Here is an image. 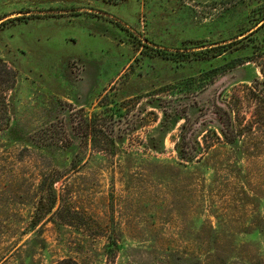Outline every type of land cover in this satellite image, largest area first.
<instances>
[{"label": "rangeland", "instance_id": "rangeland-1", "mask_svg": "<svg viewBox=\"0 0 264 264\" xmlns=\"http://www.w3.org/2000/svg\"><path fill=\"white\" fill-rule=\"evenodd\" d=\"M1 18L0 264H264V0Z\"/></svg>", "mask_w": 264, "mask_h": 264}, {"label": "trees", "instance_id": "trees-1", "mask_svg": "<svg viewBox=\"0 0 264 264\" xmlns=\"http://www.w3.org/2000/svg\"><path fill=\"white\" fill-rule=\"evenodd\" d=\"M3 19H4V18H1L0 21L3 20ZM263 20H264V19H263ZM263 20H262V21H263ZM262 21H261V22H262ZM261 22H259V23H261ZM2 23H3V22H2ZM2 23H0V25H3ZM259 23H258V24H259ZM263 23H264V22H263ZM263 23H262V24H263ZM262 24H261V25H262ZM256 29H258V28H256ZM245 33H246V32H244V33L238 35L236 38L245 35ZM250 34H251V33H250ZM250 34H249V35H250ZM225 46H226V45L218 46V47L213 48V49L218 50V51H222V50L225 48ZM0 67H1V69H2V71H0L1 73L4 72V74H11V72L5 67V65H3V63L1 62V60H0ZM262 86H264V79H263V82H262ZM228 124H229V122L227 123V125H228ZM56 264H78V263H76L75 261L70 260V259H64V260L59 261V262L56 263Z\"/></svg>", "mask_w": 264, "mask_h": 264}]
</instances>
